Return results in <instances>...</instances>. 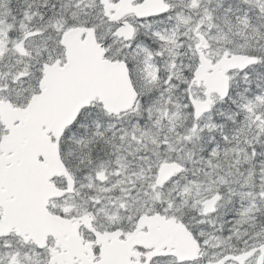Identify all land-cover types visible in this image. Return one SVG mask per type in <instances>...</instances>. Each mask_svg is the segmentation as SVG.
<instances>
[{
  "label": "snow or ice",
  "instance_id": "1",
  "mask_svg": "<svg viewBox=\"0 0 264 264\" xmlns=\"http://www.w3.org/2000/svg\"><path fill=\"white\" fill-rule=\"evenodd\" d=\"M0 264H264V0H0Z\"/></svg>",
  "mask_w": 264,
  "mask_h": 264
}]
</instances>
